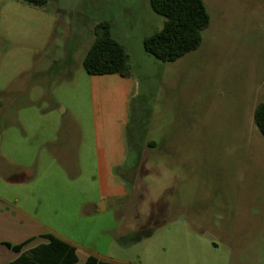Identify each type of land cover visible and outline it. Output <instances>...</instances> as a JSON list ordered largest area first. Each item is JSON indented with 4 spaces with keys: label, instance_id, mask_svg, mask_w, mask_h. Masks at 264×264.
<instances>
[{
    "label": "rangeland",
    "instance_id": "374dc122",
    "mask_svg": "<svg viewBox=\"0 0 264 264\" xmlns=\"http://www.w3.org/2000/svg\"><path fill=\"white\" fill-rule=\"evenodd\" d=\"M204 2L202 43L165 62L136 53L138 19L149 32L164 19L149 0H0V201L76 240L80 260L86 248L127 264H264V136L254 121L264 100V0ZM101 20L133 44L140 91L125 127L131 156L118 169L127 192L97 211L82 59ZM49 147L59 151L55 167H38Z\"/></svg>",
    "mask_w": 264,
    "mask_h": 264
},
{
    "label": "crops",
    "instance_id": "0c3cea01",
    "mask_svg": "<svg viewBox=\"0 0 264 264\" xmlns=\"http://www.w3.org/2000/svg\"><path fill=\"white\" fill-rule=\"evenodd\" d=\"M109 22L111 23L112 35L124 46L128 53L131 75L124 77L116 73L90 74L95 110V157L101 197V200L96 204L97 211L107 209V203L105 202L107 199H118L127 192L126 182L123 176L119 174L118 169L125 167L131 156L126 140L125 127L129 120V103L140 91L139 83L133 75L130 63L131 55L134 53L133 44L129 43L128 36L121 29L113 27V22ZM136 23L146 27L141 28L139 27L140 25L138 26L139 34L138 43L136 44L138 51L136 50V53L142 54L143 50L145 51L143 47L144 37L154 31L149 32L151 28H149L147 19L139 18ZM92 38L93 36H91L90 42ZM40 152L38 151L37 153L38 167L54 168L55 162L59 158L58 149L55 150L53 147H49L48 151L43 150L42 154ZM82 161L83 159H81ZM48 185L51 186L52 183L49 182ZM48 233H52L75 246L78 257L77 264H83L90 255L105 261L127 264L82 246L85 256L80 260V245L76 240L56 234L46 220L28 210L19 208L15 203L6 200L4 202L0 201V259H3L2 264H8L17 258L22 251L29 250L39 243L45 242L46 238L41 235ZM24 241H27V243H25L21 251H15L6 244L14 245ZM212 248L215 253L219 250V247L215 244ZM209 249L212 250L211 247Z\"/></svg>",
    "mask_w": 264,
    "mask_h": 264
},
{
    "label": "trees",
    "instance_id": "16d2710c",
    "mask_svg": "<svg viewBox=\"0 0 264 264\" xmlns=\"http://www.w3.org/2000/svg\"><path fill=\"white\" fill-rule=\"evenodd\" d=\"M43 5L47 0H26ZM151 8L163 16L162 26L143 39L146 52L165 61H175L202 43V33L210 24V13L204 0H150ZM129 56L124 46L112 35L111 23L101 20L93 26V38L83 56L82 66L88 74L116 73L124 77L131 75ZM2 102L0 100V106ZM254 121L264 136V100L256 104ZM152 146L155 141H149ZM45 242L22 251L8 264H77L74 245L52 234L41 235ZM27 243L11 245L21 251ZM83 264H123L105 261L90 255Z\"/></svg>",
    "mask_w": 264,
    "mask_h": 264
}]
</instances>
